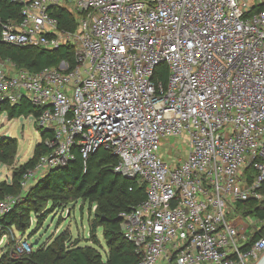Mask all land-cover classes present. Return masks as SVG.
<instances>
[{
	"label": "built area",
	"instance_id": "1",
	"mask_svg": "<svg viewBox=\"0 0 264 264\" xmlns=\"http://www.w3.org/2000/svg\"><path fill=\"white\" fill-rule=\"evenodd\" d=\"M10 1L19 18L0 22L1 42L68 46L74 60L31 71L0 59V108L30 101L47 133L21 190L104 147L116 173L146 184L119 214L136 264H264V217L237 207L264 208V0ZM56 8L74 15L73 30ZM169 137L185 156L162 146ZM18 200L0 198V216ZM30 250L19 238L10 254Z\"/></svg>",
	"mask_w": 264,
	"mask_h": 264
},
{
	"label": "trees",
	"instance_id": "2",
	"mask_svg": "<svg viewBox=\"0 0 264 264\" xmlns=\"http://www.w3.org/2000/svg\"><path fill=\"white\" fill-rule=\"evenodd\" d=\"M19 8L17 3L10 0H0V22L8 18L18 19ZM52 13L58 17L62 29L75 28L76 19L72 13L62 8L53 9ZM7 58L19 67L31 71L56 67L63 59L74 64L72 48L68 46L43 50L36 47H19L0 41V59ZM161 67L162 65H159L158 69ZM158 69L156 72L160 71ZM162 74V79L165 80L166 73ZM39 109L30 101L21 99L14 105L0 108V113L6 112L8 119H12L21 115H36ZM41 135L43 139L47 133L43 132ZM16 151L15 138L4 137L0 140V164H10ZM45 152L47 148L42 143L35 146L32 159L14 169L11 183L0 184V198L21 193L19 184L21 174ZM115 162L116 157L104 147L89 153L86 159L77 153L75 159L67 165L48 171L29 187L23 202L18 200L9 212L0 216V238L1 235H6L4 246L12 248L16 241L12 229H17L20 233L25 232L28 228L26 224L29 213L35 215L36 223L40 225L49 212L65 206L68 198L74 196L85 201L92 211L89 240L93 245H80L79 240L69 241V234L61 232L47 246L34 245L30 252L24 255L15 257L10 251H6L0 255V264H136L140 256L135 252L134 245L124 238L119 214L131 210L146 198V184L137 178L116 173L113 170ZM40 200L49 203L46 210L41 209ZM93 205H95L94 209ZM237 207L243 215L264 217V208L257 207L254 199L237 202ZM98 228L102 229V237L107 248L104 257L95 247V244L99 243L96 237ZM261 234L263 233L253 235L252 240Z\"/></svg>",
	"mask_w": 264,
	"mask_h": 264
},
{
	"label": "rangeland",
	"instance_id": "3",
	"mask_svg": "<svg viewBox=\"0 0 264 264\" xmlns=\"http://www.w3.org/2000/svg\"><path fill=\"white\" fill-rule=\"evenodd\" d=\"M41 136V131L36 128L32 114L8 119L6 112L0 113V140L4 137L17 140V151L13 161L10 164H0V184L11 183L14 169L32 159L35 146L41 142ZM165 143L173 145V150H176L181 157L185 156L187 149L181 138L169 137V139L162 141V146ZM165 150L160 148L161 153L166 155L168 150ZM28 189L16 195L19 197V201H24ZM40 202L42 203L41 209L46 210L49 203H44L43 200H40ZM91 219L92 211L89 210L88 204L85 201L76 199L74 196H70L65 206L49 212L40 225L36 223L35 215L29 213L26 224L28 228L25 232L20 233L13 228L12 233L17 240L22 238L29 241V243L36 242L35 247L41 244L47 246L61 232L69 234V241L79 240L80 245H93L92 241L89 240ZM96 237L99 243L95 244V247L104 257L107 248L102 237L101 228L96 230ZM4 241L0 243V255L11 250V246H4ZM31 247L33 246L30 244Z\"/></svg>",
	"mask_w": 264,
	"mask_h": 264
},
{
	"label": "water",
	"instance_id": "4",
	"mask_svg": "<svg viewBox=\"0 0 264 264\" xmlns=\"http://www.w3.org/2000/svg\"><path fill=\"white\" fill-rule=\"evenodd\" d=\"M31 244V246H34V244H36V242H34V243H30Z\"/></svg>",
	"mask_w": 264,
	"mask_h": 264
}]
</instances>
